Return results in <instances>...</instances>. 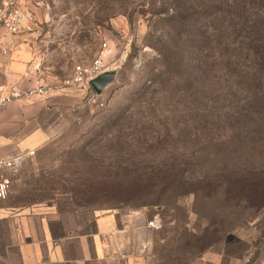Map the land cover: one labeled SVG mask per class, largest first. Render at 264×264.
<instances>
[{"label":"rangeland","instance_id":"obj_1","mask_svg":"<svg viewBox=\"0 0 264 264\" xmlns=\"http://www.w3.org/2000/svg\"><path fill=\"white\" fill-rule=\"evenodd\" d=\"M202 1L20 0L32 31L13 39L11 58L25 84L62 87L75 66L102 55L118 74L102 94L104 108L85 100L76 122L33 149L5 202L158 216L163 228L149 234L150 264H211L238 242L248 243L250 263L264 264V113L244 111L239 100L227 117L222 108L233 104L220 99L222 114L210 116L203 95L183 87L196 55L169 17ZM166 60L186 77L166 74Z\"/></svg>","mask_w":264,"mask_h":264},{"label":"crops","instance_id":"obj_2","mask_svg":"<svg viewBox=\"0 0 264 264\" xmlns=\"http://www.w3.org/2000/svg\"><path fill=\"white\" fill-rule=\"evenodd\" d=\"M11 37L2 43L0 95L4 88L28 90ZM79 89L53 91L45 98L21 99L0 110V157L33 150L47 136L76 122L85 103ZM80 107V109H79ZM75 110V111H73ZM120 211L98 213L18 209L0 201V264H150V231L132 228ZM238 242L225 245L211 264H252L249 247L240 255Z\"/></svg>","mask_w":264,"mask_h":264},{"label":"trees","instance_id":"obj_3","mask_svg":"<svg viewBox=\"0 0 264 264\" xmlns=\"http://www.w3.org/2000/svg\"><path fill=\"white\" fill-rule=\"evenodd\" d=\"M171 13V24L179 23L181 27L175 37L184 39L190 54L196 55L187 62L196 73L186 75L189 81L183 87L192 95H203L202 112L220 115L217 101L221 99L233 104L222 108L227 117H232L236 113L235 101L242 100L247 102L244 111L253 109L261 117L264 113V0H203L197 9L175 7ZM209 50L214 56L209 55ZM164 66L166 74L180 79L186 77L172 61L166 60ZM211 80L214 91L208 89ZM202 88L206 92L199 91ZM258 125L264 128L263 118Z\"/></svg>","mask_w":264,"mask_h":264},{"label":"built area","instance_id":"obj_4","mask_svg":"<svg viewBox=\"0 0 264 264\" xmlns=\"http://www.w3.org/2000/svg\"><path fill=\"white\" fill-rule=\"evenodd\" d=\"M32 31V24L28 12L24 9L20 0H0V57L7 55V51L1 46L4 41L11 37H17ZM120 66V65H119ZM118 67H110L104 60L103 55L90 64L75 66L72 76L64 82L62 87L49 88L38 82L28 90H19L16 87L4 88L0 95V110L8 105L35 97L45 98L50 92L79 89L85 94V99L92 106L102 109L105 102L97 96L90 82L101 74ZM75 111V110H73ZM35 155L33 150H25L8 157H0V201L6 200L10 195L14 179L23 169L24 163ZM132 228H143L150 232L160 231L163 223L160 217L149 219L146 215H135L131 222Z\"/></svg>","mask_w":264,"mask_h":264},{"label":"water","instance_id":"obj_5","mask_svg":"<svg viewBox=\"0 0 264 264\" xmlns=\"http://www.w3.org/2000/svg\"><path fill=\"white\" fill-rule=\"evenodd\" d=\"M118 70H110L101 74L98 78L90 82L92 89L95 91L97 96L101 97L104 91L116 81Z\"/></svg>","mask_w":264,"mask_h":264}]
</instances>
